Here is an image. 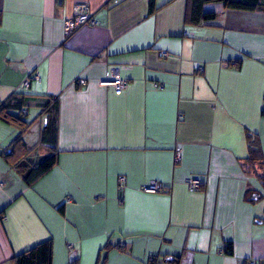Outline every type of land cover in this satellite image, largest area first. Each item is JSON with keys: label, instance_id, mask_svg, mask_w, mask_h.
I'll return each instance as SVG.
<instances>
[{"label": "crops", "instance_id": "0c3cea01", "mask_svg": "<svg viewBox=\"0 0 264 264\" xmlns=\"http://www.w3.org/2000/svg\"><path fill=\"white\" fill-rule=\"evenodd\" d=\"M80 4L97 24L65 36ZM153 6L0 0V102L33 71L28 120L45 96L59 100L57 161L31 186L1 157L17 131L0 121V264L48 238L50 264H264L262 171L245 163L246 132L264 157V12L207 3L215 19L191 25L186 0ZM114 70L127 81L119 95L99 84ZM42 120L23 135L29 147ZM150 182L163 191L143 192Z\"/></svg>", "mask_w": 264, "mask_h": 264}, {"label": "trees", "instance_id": "16d2710c", "mask_svg": "<svg viewBox=\"0 0 264 264\" xmlns=\"http://www.w3.org/2000/svg\"><path fill=\"white\" fill-rule=\"evenodd\" d=\"M207 3H219L224 9L229 10L264 12V0H186L185 23L198 25L214 20L216 17L215 12L203 10V5ZM153 11V0H149L148 14ZM37 85L34 86L31 84V87L26 90L18 88L20 92H13L7 99L0 102V121L13 127L17 131L5 151L1 152V157L28 186H31L49 172L57 161V151L54 149V146L56 144L58 123V97L51 95L45 96L43 101L38 103L40 109L38 116L32 120H28L27 118V107L29 106V101L33 100L32 96H37L34 94ZM38 118L43 119L44 126L40 130L38 144L35 147H29L23 141V135ZM245 141L248 152L245 163L247 165H253L255 163L258 166L262 172L257 175L264 185V157L259 138L257 135L246 132ZM42 145L47 146L45 148L47 153L38 163L30 165L27 158L28 154L33 149H38ZM51 246L52 243L49 238L38 242L34 246L15 254L12 257V263L50 264ZM231 250V245H228L229 253H231ZM69 264H77V262L72 261Z\"/></svg>", "mask_w": 264, "mask_h": 264}, {"label": "built area", "instance_id": "2783aa9c", "mask_svg": "<svg viewBox=\"0 0 264 264\" xmlns=\"http://www.w3.org/2000/svg\"><path fill=\"white\" fill-rule=\"evenodd\" d=\"M108 2H117V0H108ZM97 20L94 18L93 13L89 9L87 4L77 5L74 9V13L70 18L63 21V33L65 36L71 34L74 30L83 25H96ZM161 56L166 57V52H161ZM199 69H201L199 67ZM40 83V76L38 71H33L27 78H25L19 85L20 89H29L31 84L34 86ZM81 85H85L86 81L84 79H79ZM100 85L111 86L116 95L122 93V91L127 86V81L122 78L119 73L114 70L110 77L107 79L99 81ZM178 156V155H177ZM120 182H123V178H119ZM186 184L191 190H198L201 186L200 179L196 177H189L185 180ZM142 191L145 193H160L163 191V187L160 183L150 182L142 186ZM246 264H255V261L250 259Z\"/></svg>", "mask_w": 264, "mask_h": 264}, {"label": "rangeland", "instance_id": "374dc122", "mask_svg": "<svg viewBox=\"0 0 264 264\" xmlns=\"http://www.w3.org/2000/svg\"><path fill=\"white\" fill-rule=\"evenodd\" d=\"M33 116V109L29 111L27 118L30 119ZM42 126H44V122L42 123Z\"/></svg>", "mask_w": 264, "mask_h": 264}]
</instances>
